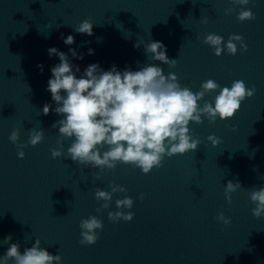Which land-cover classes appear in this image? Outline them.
Instances as JSON below:
<instances>
[{"label": "water", "instance_id": "obj_1", "mask_svg": "<svg viewBox=\"0 0 264 264\" xmlns=\"http://www.w3.org/2000/svg\"><path fill=\"white\" fill-rule=\"evenodd\" d=\"M241 7L256 18L241 22L238 11L224 14L226 8ZM204 16L207 23H201ZM85 19L93 23L92 36L72 28ZM209 33L224 42L240 35L247 51L234 42L236 55L224 51L216 56L202 42ZM61 34L72 35L75 42L65 45ZM137 40L162 42L176 66L152 61L143 45L134 47ZM51 47L79 66L77 78L93 63L104 71L112 65L137 71L138 63H151L162 67L165 76L174 73L194 93L212 79L220 88L241 80L254 86L255 94L230 119L190 122V134L201 141L195 152L165 157L163 166L149 174L122 163L101 172L64 159L70 139H63L64 156L51 157L49 150L59 147L60 139L51 126L63 118L52 111L56 104L46 91L51 67L59 63L58 57H49ZM69 48L84 58H72ZM89 49L94 54L88 55ZM219 90L198 103L212 102ZM45 103L51 105L48 115L40 114ZM34 127L44 130L42 142L25 147L24 158H17V146L8 139L11 131L19 129V143H25ZM209 135L221 143L213 147ZM229 180L242 187L231 193V204L224 197ZM110 182L127 192L113 194L110 207L98 213L103 201L95 200V189L110 191ZM261 186L264 0L245 6L231 0H0V256L8 248L2 240L11 235L9 243H18L21 252L39 239L40 247L61 256V264H264V218L252 216L255 205L248 196L251 188ZM125 195L134 200L132 221H109L108 212L117 211L115 200ZM219 212L231 218L229 225L215 220ZM89 215L102 221L103 230L94 245L82 246L79 223Z\"/></svg>", "mask_w": 264, "mask_h": 264}, {"label": "clouds", "instance_id": "obj_2", "mask_svg": "<svg viewBox=\"0 0 264 264\" xmlns=\"http://www.w3.org/2000/svg\"><path fill=\"white\" fill-rule=\"evenodd\" d=\"M250 0H231V3L245 6ZM238 21H252L255 14L250 9L241 7L239 10L226 8L225 15L237 12ZM208 17L201 18V23H207ZM51 27V25H46ZM76 33L93 35V23L89 19L81 21L72 27ZM47 38V35H45ZM65 45H72L74 37L66 38L61 34ZM97 42L100 38L97 37ZM213 49L216 56L222 52L237 54V43L241 52L247 51V44L242 36L229 35L227 42L222 36L209 33L202 41ZM87 43V42H83ZM144 46L147 57L151 54L152 61H160L169 67H175L177 59H169L166 47L160 41H149L144 44L137 40L134 47ZM49 57L56 56L59 63L51 67V77L47 81L46 91L50 92L52 101L56 107L52 111L62 116L55 121L52 128L58 129L57 140L59 147L50 149L53 159L64 156L63 139H70L67 155L64 159H71L78 166L114 170L118 163L131 165L139 168L142 174H149L154 168L163 166L165 157L176 154L195 152L201 141L190 134V122L200 124L202 117L210 123L217 118L221 121L230 119L240 109L244 100L250 99L255 94V87H246L241 80L232 82L231 87L220 88V85L212 79L201 83L200 90L191 91L188 87H182L174 73L169 72L165 76L164 69L156 64H145L139 70L132 71L125 68L117 70L112 65L104 71L98 63L88 65L82 75L79 66L70 63L68 54L59 51L55 47L47 49ZM69 53L74 59L82 60L84 54H78L75 49L69 48ZM88 55L94 54L93 49L88 50ZM43 71V65H38ZM219 93L212 102L204 101L201 106L198 102L203 101L206 94ZM51 105L45 103L41 113L48 115ZM233 131L236 129L233 128ZM44 138V130L35 127L28 131V140L19 143V129L14 128L8 139L17 146V158H24L23 149L28 146H36ZM207 140L215 147L221 143L220 138L209 135ZM106 149V150H105ZM255 170V168L253 169ZM95 179H99V173L92 172ZM110 191L95 189L94 198L100 204L96 209H108L115 193H126L127 189L122 185L109 183ZM242 188L237 180H229L224 187V197L231 204V193ZM250 201L255 205L251 214L255 218H264V186L253 187L248 192ZM139 199L143 201L144 195ZM134 200L125 195L122 199L115 200L117 211H109L107 218L111 222H130L134 213L130 211ZM127 210V211H125ZM215 220L224 226L231 223V218L219 212ZM80 239L82 246L94 245L100 238L103 223L97 216L89 215L81 219L79 223ZM11 235L2 240V244L8 245L7 251L0 256V264H61V256L53 255L45 248L40 247V240L35 239L31 247L20 251L18 243H9Z\"/></svg>", "mask_w": 264, "mask_h": 264}]
</instances>
